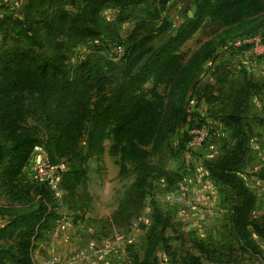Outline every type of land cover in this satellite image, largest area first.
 Wrapping results in <instances>:
<instances>
[{"label": "rangeland", "instance_id": "rangeland-1", "mask_svg": "<svg viewBox=\"0 0 264 264\" xmlns=\"http://www.w3.org/2000/svg\"><path fill=\"white\" fill-rule=\"evenodd\" d=\"M85 1L32 0L29 13V2L17 5L19 10H2L0 19L9 23L0 30V72L5 66L35 69L46 62L59 66L60 78H68L86 64L93 77L109 64L124 63L135 44L159 49L196 11V0L106 3L89 21L86 35L71 26ZM56 17L59 21L48 27ZM247 37L264 42V11L233 27L204 18L179 47L184 63L193 55L202 60L196 85L185 98V122L160 148L148 149L142 173L110 156L108 140L98 155L83 159L81 153L54 163L44 150L41 124L26 117L21 127L36 144L12 183L28 200H11L0 181V250L14 245L18 228L10 223L15 217L44 200L55 214L47 231L55 225L64 230V220L72 218L82 221L85 230L117 237L120 249H128L117 264H264V56L247 44L236 45ZM117 46L121 52H114ZM151 87L148 80L143 90ZM158 91L168 93L163 86ZM195 126L204 128L207 137L189 147L186 136ZM8 146L0 137V172ZM41 160L45 171H39ZM49 180L57 181L56 194L48 188ZM241 209L244 232L236 228ZM45 229L33 242L34 264L49 258L44 247H37H47Z\"/></svg>", "mask_w": 264, "mask_h": 264}, {"label": "trees", "instance_id": "trees-1", "mask_svg": "<svg viewBox=\"0 0 264 264\" xmlns=\"http://www.w3.org/2000/svg\"><path fill=\"white\" fill-rule=\"evenodd\" d=\"M119 1L86 0L81 12L71 18V26L88 35L91 31L88 23L98 10L106 3ZM129 1L139 4L141 0ZM195 4L194 16L159 49L152 52L145 48V42L135 44L124 55V63L109 64L106 71H97L93 77L86 64L76 67L68 78L59 77L63 74L55 63H38L35 69L28 66L1 69L0 137L9 146L0 181L11 200H28V195L12 183L36 144L33 136L21 127L28 116L41 124L45 134L42 144L52 162L57 159L69 162L81 153L83 159L98 155L103 151V141L108 140L110 156L118 157L122 167L128 163L135 172L142 173L148 149L160 148L166 137L185 122V98L196 85L194 75L202 60L193 55L184 63L179 47L204 18L221 27H233L264 11V0H196ZM154 16L158 18L159 13L154 12ZM58 18L47 26L56 24ZM8 23L9 19H0V30ZM144 59L143 66L138 67ZM148 80L152 81V87L144 91ZM160 86L168 90L167 95L159 93ZM242 211L237 218L239 232H244L246 223ZM54 215V207L43 200L38 208L15 217L10 223V227L18 228L14 245L7 251L1 248L0 264H34L33 242Z\"/></svg>", "mask_w": 264, "mask_h": 264}, {"label": "built area", "instance_id": "built-area-1", "mask_svg": "<svg viewBox=\"0 0 264 264\" xmlns=\"http://www.w3.org/2000/svg\"><path fill=\"white\" fill-rule=\"evenodd\" d=\"M254 38L247 37L244 40H237L236 45L241 46L243 44H247L251 47L253 53L255 52L259 56H264V42L259 37L256 39ZM114 52H121V47H115ZM206 137L207 133L204 128L194 129L189 133L188 146L193 147L199 145L205 140ZM37 150L39 149L37 148ZM38 168L39 171H45L46 162L44 160H41ZM47 186L52 191V193H57V181L49 180ZM132 226L133 228H136L138 225L137 223H133ZM117 246L120 248V243L111 237H104L102 239L89 237L85 245L75 248L69 258L63 259L59 256L53 255L49 257L44 262V264H101L112 256L113 249Z\"/></svg>", "mask_w": 264, "mask_h": 264}, {"label": "crops", "instance_id": "crops-1", "mask_svg": "<svg viewBox=\"0 0 264 264\" xmlns=\"http://www.w3.org/2000/svg\"><path fill=\"white\" fill-rule=\"evenodd\" d=\"M26 2H29V0H0V13L2 12V10L6 8L8 10L10 9L19 10V8L17 9V7H19L22 3H26ZM73 220L74 219L72 218L65 219L63 222L64 224L62 226L64 230L62 231L59 229L60 228L59 225H55L54 229L50 228L51 230L49 229L48 231L45 229L47 233H45L46 235L44 238H47L48 240V242L46 243L47 247L45 248V245L43 244L42 245L38 244L37 246V247L39 246L44 247L43 249H45V252H46L45 259L53 255L59 256L63 259L69 258L72 252L75 250V248L79 246L82 247L83 245H85L89 237H96L97 239L104 238L101 235V233H98L96 231L94 232L91 231L90 227H88V229H86L88 231H86L84 229V226H83L84 223L82 221H81L82 224L81 223L78 224L77 221L73 222ZM43 231L44 230H41L38 236H40L41 232ZM86 233H90V235H87ZM106 237L118 239L117 237H114V236H106ZM36 241H37V238H36ZM127 250L128 249H126V247L124 251L121 250L118 246L114 247L112 256L109 257L106 261H104L101 264H117L116 262L120 260L124 261V255L125 254L127 255ZM38 254H39V250H37L34 260L37 259ZM225 262L227 261H222L221 264H227ZM40 264H44V262L41 261Z\"/></svg>", "mask_w": 264, "mask_h": 264}]
</instances>
